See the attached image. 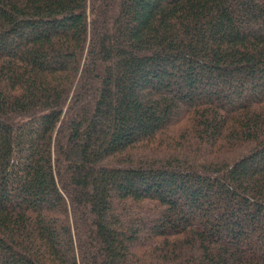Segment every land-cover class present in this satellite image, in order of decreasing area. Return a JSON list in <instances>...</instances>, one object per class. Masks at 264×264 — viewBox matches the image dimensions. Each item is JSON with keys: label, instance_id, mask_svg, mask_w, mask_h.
<instances>
[{"label": "trees", "instance_id": "1", "mask_svg": "<svg viewBox=\"0 0 264 264\" xmlns=\"http://www.w3.org/2000/svg\"><path fill=\"white\" fill-rule=\"evenodd\" d=\"M0 264H264V0H0Z\"/></svg>", "mask_w": 264, "mask_h": 264}]
</instances>
